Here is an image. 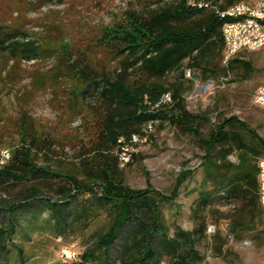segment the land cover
<instances>
[{"label":"rangeland","instance_id":"obj_1","mask_svg":"<svg viewBox=\"0 0 264 264\" xmlns=\"http://www.w3.org/2000/svg\"><path fill=\"white\" fill-rule=\"evenodd\" d=\"M157 1L0 0V39H6V34L20 31L23 34L15 38L18 41L29 39L37 42L34 56L30 58L21 55L13 57L9 50L0 49L2 147L11 150L20 141L19 130L22 129L20 126L25 125L21 121L25 111L27 117H31L32 127L36 129L38 137H47L54 142V151L49 153L50 161L39 154L36 162L55 165L60 157L66 162V168L75 167L72 163L77 162L79 150L82 145L89 144L94 132L89 120L92 102L75 97V92L84 87L86 81L77 68H71L70 64L77 63L80 68L91 65L112 69L117 61L111 60V55L100 42L102 30L123 20L127 11L150 8ZM11 41L7 40L0 47ZM242 54L246 55L242 58L253 61L255 72L250 78H233V74L228 73L206 80L198 72H190L193 84L184 94L186 107L192 112L207 113L210 122L203 126L204 133L210 131L212 123L236 115L264 137V109L253 103L255 89L259 85L255 76L264 72V48ZM208 82L212 83L211 88L206 87ZM227 130L244 135L235 127ZM151 135L150 141L138 148L140 155L144 156L143 160L134 161L122 170L124 179L131 187L144 189L149 185L151 196L160 199L161 196L169 195L181 171H189L177 196L169 201H159L158 204L160 219L150 239L152 247L161 249V256L165 258L163 262L166 258L171 259V262L176 258L177 249L173 248L167 238L179 229L191 233L179 238L182 242L177 244V248L185 251L192 247V252L204 253L203 264H264V208L258 204L257 216L251 217L242 216L237 211L240 203L238 200L236 209L232 211L221 207L218 194L230 185L227 172L220 181H214L207 175L201 160L204 151L189 136L180 135L169 127L161 130L155 128ZM226 149L230 152L225 161L236 165L239 149L234 143H230ZM261 157H264V153L259 152L252 157V162L256 163ZM218 158L220 156L215 159L219 161ZM231 168L222 167V170ZM23 187L22 182H0V205L3 206L0 212V264H72L71 261L81 260L79 255L85 249H97L91 236L95 229L94 223L83 237L77 231L65 240L64 237L59 238L58 232L61 230L66 233V222L71 220V212L76 206L89 201L91 207L92 199L88 191L77 193L65 211V227L62 223L61 226L58 224L56 232L52 233L50 229L43 232L41 228L45 229L48 221L38 218L34 221L38 226L36 229L33 221H30L25 222L24 226L27 224V227L22 231L20 221L18 230L7 233L10 231L9 225L19 223L22 216L29 217L34 212L43 217L48 215L44 198L38 199V204L33 208H25L21 200L16 199ZM45 194L46 198L60 201L55 193ZM199 195L205 199H199ZM199 200L202 203H197ZM11 202L15 203L14 211L5 208ZM146 213V208L136 212V218L123 228L98 264L122 261V257L127 255L124 246L126 237L141 228L140 221L149 224L153 222L152 217H148L149 213ZM236 221L240 222L239 226L235 225ZM210 224L215 226V231L209 234L205 230ZM150 227L152 229V225ZM199 227L202 228L195 230ZM150 231L142 228L139 236H148ZM82 238L87 240L83 241ZM133 239L131 237L128 242Z\"/></svg>","mask_w":264,"mask_h":264},{"label":"trees","instance_id":"obj_2","mask_svg":"<svg viewBox=\"0 0 264 264\" xmlns=\"http://www.w3.org/2000/svg\"><path fill=\"white\" fill-rule=\"evenodd\" d=\"M203 1L206 6L197 7L191 6L189 0H158L155 6L150 8L127 11L123 20L116 21L102 30L100 42L111 55V60L117 61L112 69L91 65L80 68L77 63L70 64L71 68H77L86 81L85 86L75 92V97L92 102L89 120L94 132L89 144L82 145L79 150L77 162L72 163V166H75L73 169L66 168V162L60 157L55 165L36 162L39 154L50 161L49 153L54 151V142L47 137H38L36 129L32 127L31 117H27V113L23 112L21 121L25 125L20 126V141L12 146L11 150L8 149L10 157L2 163L0 156V182L24 183L16 199L21 200L20 203L25 208H33L38 204V199L44 198L48 215L43 217L34 212L29 217L22 216L19 223L9 225L10 231L7 233L17 229L20 221V230L24 231L27 227V224L24 226L25 222L30 221H33V227L36 229L38 226L34 221L38 218L48 221V226L41 228L43 232L49 229L52 233L56 232L58 224L61 226L62 223L65 227V211L77 193L88 191L92 199L91 207L88 205L89 201H86L87 204L76 206L71 212V220L66 222V233L61 230L58 232L59 238L64 237L65 240L77 231L83 237L85 232H89V226L94 223L95 229L91 236L97 249H85L84 253L79 255L81 260L71 261L72 264L100 263L105 250L113 244L123 228L136 218V212L142 208L147 209L150 215L148 217H152L153 222L149 224L140 221L139 229L147 228L152 232L150 231L148 236H139L141 232L137 229L134 234L128 235L124 245L127 255L122 257L120 263L115 264L203 262L204 253L192 252V247L185 251L177 248V244L182 242L179 238L191 232L177 229L167 238L173 248L177 249L176 258L172 262L167 258L163 262L165 258L161 256V249L152 247L150 239L160 219L157 212L159 201L174 199L189 176V171H181L176 176L169 195L161 196L160 199L151 196L149 185L144 189H137L131 187L124 179L122 170L134 161H142L144 156L140 155L137 145H134L135 150L128 151L129 160L123 164L119 158L121 148L131 145L133 135L147 134L150 141L154 129L161 130L164 127L174 129L180 135L189 136L193 143L204 151L201 160L206 167V174L214 181L223 179L227 172L230 185L218 194L221 207L232 211L236 209L238 200L240 203L237 211L239 210L242 216H257L260 158L253 163L252 157L257 156L259 152L264 153V137L236 115L212 123L210 131L204 133L203 126L210 122L207 113L188 110L184 96L193 84L192 78L186 77V70L198 72L201 78L206 80L226 76L228 73L233 74V78L240 79L253 76V61L242 58L246 57L244 54L232 58L227 66L221 61L224 41L223 19L219 11L235 2L249 0ZM20 34L23 33L17 31L6 34V39H0V45L7 40L12 41L0 49L9 50L13 57L34 56L37 42L29 39L20 42L15 39ZM65 52L68 53L66 50ZM165 94H169L170 99L161 102ZM148 123L152 126L149 132L145 131ZM231 127L241 130L244 135L228 131L227 128ZM2 143L0 139V149L3 148ZM230 143H234L239 149L236 165L225 161L230 152L226 147ZM219 156L217 161L215 158ZM222 167L232 168L224 171ZM46 192L55 193L60 197V201L46 198ZM200 198L205 199L202 195H199ZM230 203L234 204L233 208H227ZM14 204L11 202L5 208L14 211ZM2 208L0 205V212ZM235 225L239 226L240 222L236 221ZM131 237L134 239L128 242ZM85 240L87 238L83 239ZM184 242H187L186 238Z\"/></svg>","mask_w":264,"mask_h":264},{"label":"built area","instance_id":"obj_3","mask_svg":"<svg viewBox=\"0 0 264 264\" xmlns=\"http://www.w3.org/2000/svg\"><path fill=\"white\" fill-rule=\"evenodd\" d=\"M191 6L203 7L206 3L203 0H189ZM220 17L222 23V37L224 49L222 52V64L227 66L229 61L244 51H254L264 47V0H249L235 2L221 11ZM185 75L190 77V71L186 70ZM206 87H212L208 82ZM170 99L169 94L163 95L161 102ZM253 103L264 108V82L259 84L255 90ZM151 123L146 125L145 131H151ZM148 141L147 134L133 135L131 145L122 147L119 154L121 162L124 164L129 160L128 151H134V145L137 149L141 144ZM1 163L10 157L8 149H0ZM257 198L259 204L264 207V158L258 160V180H257ZM234 204L230 203L227 208H233ZM207 233L215 231L214 225H208Z\"/></svg>","mask_w":264,"mask_h":264},{"label":"crops","instance_id":"obj_4","mask_svg":"<svg viewBox=\"0 0 264 264\" xmlns=\"http://www.w3.org/2000/svg\"><path fill=\"white\" fill-rule=\"evenodd\" d=\"M262 48H264V47H262ZM254 51H256V50H254ZM244 52H251V51H244ZM244 52H241L240 53V55L242 54V53H244ZM253 59H255V57H252ZM256 78H257V80H256ZM255 80L259 83V84H261L262 82H264V72H262V73H259V75L257 74V76H255ZM262 109H264V108H262ZM204 170L205 171H207L206 170V167L204 166ZM259 206H261V205H259ZM262 207V206H261ZM262 208H264V207H262ZM204 263V260H203V262H201L200 264H203Z\"/></svg>","mask_w":264,"mask_h":264}]
</instances>
